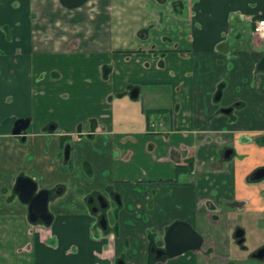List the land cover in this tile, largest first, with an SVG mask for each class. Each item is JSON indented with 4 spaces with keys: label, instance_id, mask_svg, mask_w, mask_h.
I'll list each match as a JSON object with an SVG mask.
<instances>
[{
    "label": "crops",
    "instance_id": "obj_1",
    "mask_svg": "<svg viewBox=\"0 0 264 264\" xmlns=\"http://www.w3.org/2000/svg\"><path fill=\"white\" fill-rule=\"evenodd\" d=\"M259 17L264 0H0V264H264ZM20 174L60 187L50 225L28 220ZM176 220L200 248L156 257Z\"/></svg>",
    "mask_w": 264,
    "mask_h": 264
},
{
    "label": "water",
    "instance_id": "obj_2",
    "mask_svg": "<svg viewBox=\"0 0 264 264\" xmlns=\"http://www.w3.org/2000/svg\"><path fill=\"white\" fill-rule=\"evenodd\" d=\"M85 0H60L61 4L68 8H73L82 4ZM258 70H264V54L257 63ZM219 95V93H217ZM131 96H135L131 94ZM217 98V97H216ZM27 125L26 120H18L12 130L14 134H19ZM68 145L64 148V158L68 157ZM264 176V167L256 169L250 179H260ZM14 190L18 193L21 201L29 204L30 221L42 220L49 223L51 216L47 211L48 191L39 190L36 192V184L27 177H18ZM103 200V198H100ZM101 200V201H102ZM101 207H106L103 200ZM94 210V209H93ZM100 224L105 227L104 215L101 216ZM241 231L235 233L236 237L241 236ZM164 249L156 251L157 254H165L167 256H175L188 250L198 249L202 244V237L185 221H175L166 230L164 237ZM264 255V249L259 250L255 256L260 258Z\"/></svg>",
    "mask_w": 264,
    "mask_h": 264
},
{
    "label": "flooded vegetation",
    "instance_id": "obj_3",
    "mask_svg": "<svg viewBox=\"0 0 264 264\" xmlns=\"http://www.w3.org/2000/svg\"><path fill=\"white\" fill-rule=\"evenodd\" d=\"M60 1V0H59ZM87 0H85L84 2H86ZM83 2V3H84ZM82 3V4H83ZM60 4H61V2H60ZM82 4H80V5H82ZM62 5V4H61ZM79 5V6H80ZM63 7H65L64 5H62ZM76 7H78V6H76ZM66 8H68V7H66ZM73 8H75V7H73ZM69 9H72V8H69ZM257 35V34H256ZM258 37H260L259 35H257ZM260 38H262V37H260ZM260 71H262V70H260ZM131 94H132V92H131ZM26 120L27 121V125H26V127L24 128V129H22V131H20V133L19 134H14L13 132H12V134L13 135H15V136H18V137H20L21 139H24V137H25V131H26V129H27V127H28V124H29V119L28 118H18L16 121H18V120ZM16 121L14 122V126H15V123H16ZM14 126H13V128H14ZM13 128H12V130H13ZM48 130H49V132H51L52 130H54V124H49L48 125ZM70 139H71V136L70 135H68V134H60V144H61V151H60V155H61V162H62V164H61V169H62V165H63V163H66V162H68L69 161V164H70V169L68 170V171H70L71 170V163H72V161H71V144H70ZM65 145H68V149H69V153H68V157L65 159L64 158V148H65ZM62 171H64V172H68V171H65V170H62ZM18 177H27V178H29L30 180H32L35 184H36V192L37 191H39V190H46V191H48V200H47V211H48V213L50 214V216H51V220H50V222L49 223H44L42 220H40V219H38V220H36V221H30V219H29V204L28 203H26V202H23V201H21L20 200V198H19V195H18V193L14 190V184H15V182H16V180H17V178ZM262 178V177H261ZM14 184H13V191H14V193L17 195V197H18V199L22 202V203H24V204H26L27 206H28V220L30 221V223L31 224H35V223H42L43 225H46V226H48V225H50L51 224V222H52V219H53V216H52V214L49 212V210H48V202H49V197H50V194H59L60 193V187L58 186V187H56V188H54V189H38V187H37V183L33 180V179H31L29 176H26V175H24V174H20V175H18L17 177H16V179H15V181H14ZM111 196L118 202V203H120L119 201H120V199H119V197H118V194L117 193H114V192H112L111 193ZM100 198H103V200L105 201V203H106V207H101V202H103V200L102 199H100ZM102 200V201H101ZM87 202L91 205V210L94 212V213H96V212H98V211H101V213H100V215H99V224H100V219H101V216L102 215H104V214H102V212L108 207V201H107V199H106V197L104 196V195H102L101 193H92L91 195H89V196H87ZM94 209V210H93ZM104 218H105V215H104ZM176 221H178V220H176ZM179 221H182V220H179ZM173 222H175V221H173ZM172 222V223H173ZM171 223V224H172ZM105 224H106V219H105ZM170 224V225H171ZM169 225V226H170ZM100 226L102 227V225L100 224ZM168 226V227H169ZM105 227H106V225H105ZM104 227V228H105ZM167 227V228H168ZM103 228V227H102ZM167 230V229H166ZM166 233V232H165ZM164 237H165V235H164ZM165 244V243H164ZM200 248V247H199ZM198 248V249H199ZM164 249V247L163 248H161V249H156V248H154L153 246L151 247V251L152 252H154L155 254H156V257H158V258H160V257H163V256H167V255H165V254H157L156 253V251H158V250H163ZM195 250H197V249H195ZM261 250V249H260ZM186 252V251H185ZM184 253V252H183ZM256 254V253H255ZM255 254H254V256H255ZM179 255V254H178ZM175 256H177V255H175ZM167 257H173V256H167ZM256 257V256H255ZM116 264H124L123 262H122V260H119L118 261V263H116Z\"/></svg>",
    "mask_w": 264,
    "mask_h": 264
},
{
    "label": "built area",
    "instance_id": "obj_4",
    "mask_svg": "<svg viewBox=\"0 0 264 264\" xmlns=\"http://www.w3.org/2000/svg\"><path fill=\"white\" fill-rule=\"evenodd\" d=\"M252 32L264 38V17H259L252 21Z\"/></svg>",
    "mask_w": 264,
    "mask_h": 264
},
{
    "label": "trees",
    "instance_id": "obj_5",
    "mask_svg": "<svg viewBox=\"0 0 264 264\" xmlns=\"http://www.w3.org/2000/svg\"><path fill=\"white\" fill-rule=\"evenodd\" d=\"M69 169H70L69 161L66 162V163H63L62 170L68 171Z\"/></svg>",
    "mask_w": 264,
    "mask_h": 264
},
{
    "label": "rangeland",
    "instance_id": "obj_6",
    "mask_svg": "<svg viewBox=\"0 0 264 264\" xmlns=\"http://www.w3.org/2000/svg\"><path fill=\"white\" fill-rule=\"evenodd\" d=\"M85 72H86V74H87L88 77H91L94 74L93 71L90 70V69H86Z\"/></svg>",
    "mask_w": 264,
    "mask_h": 264
}]
</instances>
